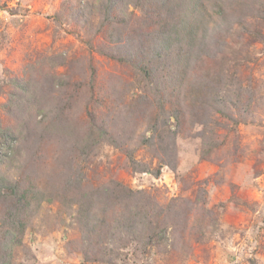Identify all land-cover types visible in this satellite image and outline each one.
<instances>
[{
	"label": "rangeland",
	"instance_id": "1",
	"mask_svg": "<svg viewBox=\"0 0 264 264\" xmlns=\"http://www.w3.org/2000/svg\"><path fill=\"white\" fill-rule=\"evenodd\" d=\"M184 1L132 3L131 30L116 39L109 31L121 25L98 32L105 0H0V125L17 138L15 152L0 161V227L19 195L5 186L56 190L67 173L84 177L86 188L115 179L177 213L166 243L144 253L135 241H113L108 256L83 244L64 206L43 202L14 264H264V0H219L218 12L215 0H205V23L213 17L201 51L174 80L164 60L145 59L146 76L119 59L133 27L142 31L130 38L146 46L142 34L154 30L146 25L174 23ZM86 3L94 16L74 20ZM12 77L37 86L21 112L8 104ZM54 81L69 87L58 99ZM86 103L99 105L98 121L88 122Z\"/></svg>",
	"mask_w": 264,
	"mask_h": 264
},
{
	"label": "trees",
	"instance_id": "2",
	"mask_svg": "<svg viewBox=\"0 0 264 264\" xmlns=\"http://www.w3.org/2000/svg\"><path fill=\"white\" fill-rule=\"evenodd\" d=\"M148 0H105L103 5V11H105L104 18L101 20L98 32L105 31L104 26L115 27L121 25V28H114L109 31V36L116 39H120L122 33L128 28V21L130 15L127 14V8L134 3L135 5L143 6ZM205 0H185L180 4L182 11L176 14V20L174 23L166 24V21H161L156 18L152 23L146 26H154V30L151 33L142 34L144 42H149L146 46H140L135 40L130 38V34H136L138 37L139 32L142 31L141 26L134 27L127 36V43L122 46L119 51V59L122 62H126L132 65L143 67L142 72L145 75H149L148 68L145 67V59L149 58L152 62L164 60L165 65L169 64L171 73L169 79L174 80L176 77H181L179 71L184 73V70L189 67V62L195 54H199L202 45L205 40V34L207 32L206 24H210L212 14L207 16V22L205 23ZM154 6L162 19L163 13H165L160 7L157 6L155 1ZM167 6V5H166ZM94 6L89 3L84 4V11L82 13L78 8L74 10L73 19L76 20L80 15L89 19L94 15H89L94 10ZM117 8H121V12L117 17ZM179 4H176V13L178 11ZM222 9L219 0H215V12ZM104 13V12H103ZM89 15V16H88ZM109 18V20H108ZM209 23V24H208ZM166 25H171L167 27ZM133 26V25H132ZM91 25L89 28H92ZM99 32V33H100ZM129 42V43H128ZM120 43V42H118ZM148 48V49H147ZM172 53L175 54L176 60L168 62V59L172 57ZM148 54H151L149 57ZM154 71L160 74L158 68H151L150 71ZM91 80H93L91 78ZM34 81V80H33ZM65 81V80H60ZM66 82V81H65ZM65 82L54 81L50 88L51 92H56V98L58 99L62 93L68 90V85ZM179 81L178 83H180ZM35 83V81H34ZM161 83V80H160ZM28 80L23 77L9 78L8 87L10 90L9 105H12L16 109L20 107L19 111H24L26 105L31 103V99L35 97L36 85L30 87ZM93 88V87H92ZM177 91H171V96L175 97ZM93 97V96H92ZM97 103V102H96ZM85 106V116L90 121H98L100 113H93L94 109L99 105L92 103L89 108ZM101 104V102H100ZM87 107V108H86ZM97 128L98 125L92 126ZM91 127V128H92ZM92 128V129H93ZM98 136L103 135L107 143H112V146L116 145L115 139L111 138V133L108 132L105 127H98ZM154 129V128H153ZM156 129V128H155ZM94 135V131H91ZM16 137L12 135L11 131H5L0 125V143L4 144L5 150H0V161L3 157L7 158V155L13 154L15 150L14 144L16 143ZM148 145L147 141H145ZM163 144L162 142H158ZM0 144V148L2 146ZM161 151V149H160ZM125 160L131 162L132 166L142 165L138 161H134L132 156L125 155ZM160 161L162 158L159 159ZM165 163V162H164ZM146 167V166H144ZM174 169V167H173ZM140 171H146L148 169L141 168ZM84 177L81 175L65 174L64 178L54 182L56 190H42L35 187L18 186H5L6 190L9 187L12 193L18 197L13 205L11 211H16V214L9 210L6 212L7 225H1L0 227V264H14L15 252L22 246V236L28 221L34 214L36 209L39 208L43 202L46 204L58 203L59 206H64L65 213L69 214L72 221L76 223L82 234L84 235L83 244L86 247L95 246L96 254L102 252L103 255L107 254L112 256L115 251L112 250V246L109 243L120 241L126 245L132 241L137 242L143 248V252L146 253L152 248L166 243L168 240L165 238V232L167 229L171 232V219L175 216L176 211L173 209V205H160L154 196L147 191H132L126 186L117 182L115 179H111L106 183H102L98 186L86 188L84 186ZM52 187V186H51ZM9 191V190H8ZM56 191L58 194L55 195ZM55 195V197L53 196ZM170 201V200H169ZM19 208H18V207ZM21 208V209H20ZM172 234V233H171ZM98 239L100 241H98ZM104 239H108L106 248H104Z\"/></svg>",
	"mask_w": 264,
	"mask_h": 264
}]
</instances>
